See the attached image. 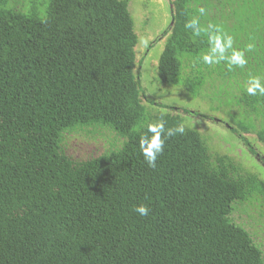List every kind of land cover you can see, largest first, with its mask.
I'll use <instances>...</instances> for the list:
<instances>
[{"label": "trees", "instance_id": "16d2710c", "mask_svg": "<svg viewBox=\"0 0 264 264\" xmlns=\"http://www.w3.org/2000/svg\"><path fill=\"white\" fill-rule=\"evenodd\" d=\"M166 1L170 24L145 55L163 41L159 82L209 115L146 95L129 0H0V264H264V175L209 145L218 126L264 168V96L245 88L264 83V0ZM210 25L254 45L244 67L202 62ZM161 120L185 134L151 168L139 139ZM83 137L110 141L72 158Z\"/></svg>", "mask_w": 264, "mask_h": 264}, {"label": "rangeland", "instance_id": "374dc122", "mask_svg": "<svg viewBox=\"0 0 264 264\" xmlns=\"http://www.w3.org/2000/svg\"><path fill=\"white\" fill-rule=\"evenodd\" d=\"M128 9L131 17H133L134 29L138 36V45L135 48L137 51V60L140 59L141 71V87L144 88L145 93L148 97L154 100L156 103L171 106L174 108L188 109L191 112H201L207 115V108L204 103L198 99L191 98L183 89L180 87H171L162 85L158 79L157 73V61L163 49V41H159L152 46L148 55H145L147 46L150 42H153L157 37L167 29L170 24L169 6L166 0H129ZM141 46L143 47L141 52ZM138 67V66H137ZM212 115V114H211ZM203 122L197 127L203 134L209 132L211 128ZM219 131V137H212L209 145L214 152L228 153L234 156L235 159L240 160L239 162L247 165L249 169L256 165L259 171L264 175V168L260 166V162L257 158L252 157V160H248L244 153V147L240 143H232L231 135L222 130L220 127L215 126ZM208 129V130H207ZM216 132V131H214ZM230 138V139H229ZM253 142L252 136H249ZM110 141L108 138H96L91 139L90 137L73 138L67 142L65 147L66 153L72 158H81L86 156H96L105 148ZM230 142V143H229ZM254 144V142H253ZM255 147L264 151V147L261 144L255 142ZM242 149L244 152H242ZM252 170V169H251ZM254 222L258 219L256 213L253 214ZM262 218L258 219L255 227V233L259 240H264V223Z\"/></svg>", "mask_w": 264, "mask_h": 264}, {"label": "clouds", "instance_id": "9594fccd", "mask_svg": "<svg viewBox=\"0 0 264 264\" xmlns=\"http://www.w3.org/2000/svg\"><path fill=\"white\" fill-rule=\"evenodd\" d=\"M203 11L204 10L201 9V13H203ZM185 28L192 29L196 35H200L202 31L199 26V21L196 19L187 22ZM205 31L208 33L209 48L207 52L202 53L200 56L204 64L211 66L226 62L229 70L233 67L242 68L247 64L248 61L245 57V51H251L254 45L248 44L245 50H239L234 48L232 36L221 33L218 30H212L211 25L208 29H205ZM245 88L249 95L255 96L259 94L264 96V83H262V78L259 76H249ZM177 134H185V126L183 123L167 129L162 120L147 124L146 133L139 139V148L149 167H156L157 158L164 150L165 141ZM134 211L142 217L149 214V208L144 204L136 206Z\"/></svg>", "mask_w": 264, "mask_h": 264}]
</instances>
